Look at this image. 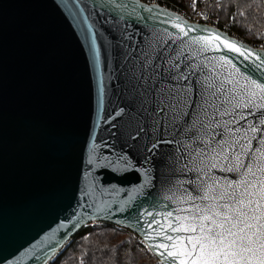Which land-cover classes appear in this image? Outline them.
<instances>
[{
  "label": "water",
  "instance_id": "obj_1",
  "mask_svg": "<svg viewBox=\"0 0 264 264\" xmlns=\"http://www.w3.org/2000/svg\"><path fill=\"white\" fill-rule=\"evenodd\" d=\"M80 7L84 12L77 24L65 0H0V264H48L74 234L97 222L129 230L145 246L138 214L164 210L154 208L157 203L169 205L167 210L177 207L163 197L182 191L174 182L195 179L196 173L184 170L186 156L175 160L182 144L160 143L148 150L158 139L182 137L169 134L167 119L156 125L148 86L140 88L136 79L142 53L155 56L149 45L155 47L157 30L167 39L162 29L175 31L170 22L180 17L196 26L190 37L213 30L264 54L158 4L81 0ZM83 17L101 50L102 110ZM179 43L169 41L173 48ZM221 54L234 56L207 53ZM235 59L251 71L242 58ZM183 187L191 191L193 186Z\"/></svg>",
  "mask_w": 264,
  "mask_h": 264
},
{
  "label": "snow or ice",
  "instance_id": "obj_2",
  "mask_svg": "<svg viewBox=\"0 0 264 264\" xmlns=\"http://www.w3.org/2000/svg\"><path fill=\"white\" fill-rule=\"evenodd\" d=\"M80 2L65 0L77 24L84 12ZM108 2L116 4V0ZM147 11L152 13L153 9ZM149 18L153 17L145 19ZM87 21L88 17H83L86 29L82 35L97 73L102 110L101 50ZM170 26L175 31L162 29L167 39L159 35L161 30L154 33L155 47H149L155 56L142 53L141 74L136 79L142 82L140 88L148 86V107L157 117L156 125L163 126L167 119L169 134L176 133L182 139H158L148 150L157 149L160 143L182 144L184 151L175 160L186 156L184 170L196 176L175 181L182 191L163 197L177 207L167 210L169 205L157 203L153 207L164 210L145 209L138 214V221L143 219V240L149 242L145 247L159 258V264H264V80L253 75H264V54L213 30L190 37L196 26H189L180 17L171 20ZM169 41L180 43L173 48ZM209 52L234 56H209ZM236 57L247 62L251 71L242 70ZM123 111H115L112 119ZM142 131L143 127L137 135ZM89 163L94 160L90 158ZM216 172L230 175L218 176ZM184 184L193 186L192 190Z\"/></svg>",
  "mask_w": 264,
  "mask_h": 264
},
{
  "label": "trees",
  "instance_id": "obj_3",
  "mask_svg": "<svg viewBox=\"0 0 264 264\" xmlns=\"http://www.w3.org/2000/svg\"><path fill=\"white\" fill-rule=\"evenodd\" d=\"M159 1L188 20L193 15L191 0ZM198 7L208 9L200 0ZM209 11L229 35L252 47L264 45V0H212ZM142 243L129 230L97 222L74 234L48 264H159Z\"/></svg>",
  "mask_w": 264,
  "mask_h": 264
},
{
  "label": "built area",
  "instance_id": "obj_4",
  "mask_svg": "<svg viewBox=\"0 0 264 264\" xmlns=\"http://www.w3.org/2000/svg\"><path fill=\"white\" fill-rule=\"evenodd\" d=\"M140 1H142L146 4H150V5H155V4L161 5L159 0H140ZM200 1L203 4H205L208 7V9L199 8L198 7L199 0H195V4H194L193 0H191V7L193 8V15L191 16L190 21L195 22V23L206 24L208 26L217 28L219 30H222V31L228 33L226 27H223V28L219 27L220 24H219L218 19L215 18L209 11L212 0H200ZM217 11L220 12V7L217 8ZM253 47L264 50V45H262V44H260L258 46H253Z\"/></svg>",
  "mask_w": 264,
  "mask_h": 264
}]
</instances>
